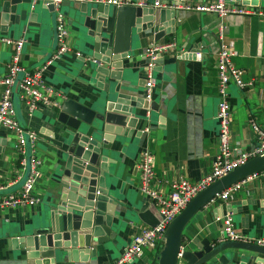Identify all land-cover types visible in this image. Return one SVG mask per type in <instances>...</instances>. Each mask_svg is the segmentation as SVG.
I'll return each instance as SVG.
<instances>
[{
  "label": "crops",
  "instance_id": "obj_1",
  "mask_svg": "<svg viewBox=\"0 0 264 264\" xmlns=\"http://www.w3.org/2000/svg\"><path fill=\"white\" fill-rule=\"evenodd\" d=\"M153 1L147 0V5L150 6ZM162 1L169 2L165 7L176 12L174 24L168 29L172 31L160 33L161 36H157L158 33L152 29L136 35L132 31L126 63H123L122 69H116L115 80L109 77L106 80L109 91L116 88L120 93L142 97V50L151 41L173 40L175 43L174 50L163 55L154 70L155 82L148 102L152 108H148V116H145L146 109L138 107L139 117L128 133L107 135L110 142L104 156L110 162H107L105 186L108 188L107 196L116 202L114 212L117 217L112 218L111 225L114 237L97 247L94 256L81 253V257L78 256L80 259L76 256L74 261L62 262L57 255L54 264H113L133 236L141 228L149 227L134 211L144 202H151L137 189L139 175L136 161L142 150L147 149L152 154L151 188L160 195L168 193V184L173 180L184 178L194 182L210 172L217 152L218 135L214 55L221 45L231 44L235 55L230 62L243 71L244 81L252 82L244 89L231 82L227 85L229 147L240 150L250 148L256 142L250 121L264 126V16L257 14L264 10V0H246L247 5L236 0H223L227 7L245 9L244 13H231L224 17L182 7L216 0ZM61 9L66 14L69 50L48 63L46 60L55 47L54 21L40 5L34 10L36 19L28 21L30 25L22 34L21 26H9L6 33L0 35L7 38L23 35L25 43L18 64L26 70L43 66L41 76L44 84L59 94L52 95L57 106L38 104L27 115L25 105L18 96L17 83L12 85L11 99L16 119L24 129L33 130L37 136L34 153L40 160V177L33 187V195L39 200L32 206L0 207V264H27L23 251L12 248L10 240L21 236L23 230L27 233L38 226L48 212V198L53 193L60 167L59 156L61 148H64L61 131L54 120L59 103L64 98H70L86 107L98 109L94 101L98 99L102 104L105 99L104 92L89 77L90 63L74 55V52L83 56L90 54L81 39L76 17L69 7ZM11 54L12 47L0 43V77L7 71ZM2 87L0 84V93ZM134 105L139 106L137 103ZM146 127L148 130L143 131ZM15 141L13 132L0 129V196L18 191L24 176L19 172L18 157L13 147ZM226 214H230L237 234L248 239L264 238V170L242 181L230 200L223 202L215 198L201 207L183 227L180 248L196 250L201 247L203 239L210 242L221 239L223 224L215 218ZM149 217L153 219L152 214ZM162 245L163 242L154 250L144 249L153 254L145 255L143 250L140 256L124 264H156ZM248 254L263 258L260 254Z\"/></svg>",
  "mask_w": 264,
  "mask_h": 264
},
{
  "label": "water",
  "instance_id": "obj_2",
  "mask_svg": "<svg viewBox=\"0 0 264 264\" xmlns=\"http://www.w3.org/2000/svg\"><path fill=\"white\" fill-rule=\"evenodd\" d=\"M29 1L0 0V35H4L9 26H21L22 34L30 25L28 21L36 19L37 5L53 20L51 0H37L32 9L28 7ZM105 1L61 0L58 5L65 17L62 7H69L75 15L81 39L90 53L85 54L91 65L89 77L104 92L105 99L102 104L98 99L94 101L98 109L70 98L59 103L54 120L61 131L64 148L59 156L60 167L53 193L48 198V212L38 226L27 233L23 230L21 236L10 240L12 248L23 251L27 264H54L57 255L62 262L74 261L81 253L94 256L97 247L114 237L111 225L112 218L117 217L114 212L116 202L107 196L105 186L107 162H110L104 156L110 142L107 135L128 133L139 117L138 107L152 108V104L144 100L143 95L123 94L116 88L109 91L106 80L108 77L115 80L116 69H122L132 31L135 35L146 29L154 30L157 36L168 34L172 31L168 29L174 24L176 12L166 8L169 2L162 0L153 1L162 8L148 6L147 0H130L141 2V6H117ZM236 1L248 4L246 0ZM110 95L113 98L109 99ZM136 103L139 106H135ZM263 170L264 155L255 156L195 194L167 224L156 264H264V247L249 242L203 239L199 249L180 248L183 227L201 207L222 190ZM134 211L148 226L152 227L160 220L151 202H144Z\"/></svg>",
  "mask_w": 264,
  "mask_h": 264
},
{
  "label": "built area",
  "instance_id": "obj_3",
  "mask_svg": "<svg viewBox=\"0 0 264 264\" xmlns=\"http://www.w3.org/2000/svg\"><path fill=\"white\" fill-rule=\"evenodd\" d=\"M36 1H29V9L33 8ZM51 1L54 9L53 40L55 47L46 63L52 59L59 58L69 50L66 43L65 16L58 9L61 0ZM105 2L117 6L142 5L141 2L132 3L130 0H106ZM151 5L154 7L159 6L156 3H152ZM182 7L196 12L214 13L219 17H224L231 13L245 12V9L236 6L227 7L223 0H216L208 4H185ZM257 14L264 16V10L258 11ZM0 43L12 47V54L6 65L7 71L5 75L0 77V84L3 86L0 93V129L3 128L14 133L16 141L13 147L18 157L19 172L24 175L18 191L0 196V207L32 206L39 200L36 195H33V187L40 177V160L34 153V143L37 136L33 130L24 129L17 121L11 99V88L16 82L19 91L18 96L25 105L27 115H30L38 104L57 106L56 100L52 95L59 96V94L44 84L41 76L43 66L34 70H26L18 64L21 50L25 43L23 35L17 38L0 37ZM174 48L175 43L173 40H165L163 42L151 41L142 50L144 57L143 99L147 102L150 100V91L154 86L155 79L153 74L158 60L163 55L173 51ZM74 55L83 59H89L80 52H74ZM185 55H189V53H185ZM234 55L235 51L230 43L228 45H221L214 55L217 76L215 117L218 123V135L217 152L214 155L210 172L194 182H189L184 178L173 180L168 184V193L160 195L155 193L151 188L153 179L152 154L147 149L142 150L136 161L139 175L137 189L154 203L160 215V220L152 227L141 228L113 264H124L140 256L144 249L154 250L157 248V245L163 242V233L169 221L179 213L195 194L216 179L242 165L248 159L264 155V126H259L253 121H250L249 125L255 136V144L246 150H240L236 147L230 148L228 145L229 104L226 93L227 85L231 82L237 88L244 89L252 84L250 80L244 81L242 79L243 71L234 67L230 62V58ZM91 60L94 61L93 59ZM145 116H148V108H146ZM147 130V127L143 129V131ZM245 179L222 190L210 201H213L215 198L223 202L230 200L233 193L238 190L240 184ZM215 220L223 224L221 237L223 240L249 242L264 247V238L248 239L237 234L232 227L230 214H226L222 218H215Z\"/></svg>",
  "mask_w": 264,
  "mask_h": 264
},
{
  "label": "rangeland",
  "instance_id": "obj_4",
  "mask_svg": "<svg viewBox=\"0 0 264 264\" xmlns=\"http://www.w3.org/2000/svg\"><path fill=\"white\" fill-rule=\"evenodd\" d=\"M79 51H81L83 54H85L81 49H79ZM87 55V54H86ZM88 62H90V61H88ZM40 169V168H39ZM37 183V182H36ZM36 185V184H35ZM154 252V251H153ZM143 253H145V255H147V253L148 254H151L152 253V251L151 252H149V251H147V250H144V252ZM153 254V253H152Z\"/></svg>",
  "mask_w": 264,
  "mask_h": 264
}]
</instances>
